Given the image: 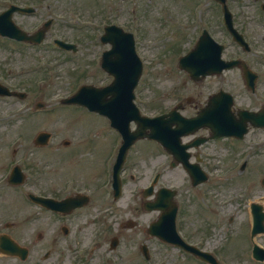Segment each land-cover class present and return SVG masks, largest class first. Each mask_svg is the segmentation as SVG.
I'll return each mask as SVG.
<instances>
[{
    "label": "rangeland",
    "instance_id": "obj_1",
    "mask_svg": "<svg viewBox=\"0 0 264 264\" xmlns=\"http://www.w3.org/2000/svg\"><path fill=\"white\" fill-rule=\"evenodd\" d=\"M24 1V0H21ZM78 1V0H75ZM93 3H87L84 0V5L93 6L92 9L89 7H81L78 14L80 20L88 19L87 15L94 12V17L91 21L86 24V34L88 38L81 40V47L85 49V46L101 48L99 36L102 34V27L105 22V18H108L109 22L119 23L126 28L135 31L138 36V50L144 61V69L142 79L137 88V101L141 105L144 111L156 113L162 110H166L178 97L186 96L190 93L198 95L195 90L200 87L202 92L200 98L204 100L208 93L217 90L222 85L223 88L235 93H243L242 90V77L238 70L226 71L222 76H214L212 80L202 82V84L194 83L191 84L187 74L177 67L179 55L184 53L187 48L193 46L195 39L203 28H211L216 39L226 44V50L224 52L225 57L244 56L248 57L251 65L255 70H259V92L264 91V10L260 7V4L264 0H228L231 8H233L236 14V21L240 27H245L247 33V40L251 43L252 49L249 52L243 49L236 50L233 46L232 38L228 35L225 30L222 13L219 14V5L214 0H92ZM87 3V4H85ZM100 8V9H99ZM65 9V5L61 6V10ZM107 15V17H106ZM148 15V17H147ZM76 18V17H75ZM63 23V22H62ZM68 27L62 26L63 35L74 39L75 35L69 31ZM91 38L93 41H91ZM80 38H78L79 40ZM181 44V45H180ZM184 48V49H183ZM12 51L5 50L0 46V61L9 58ZM46 56L47 52H43ZM34 57L28 55L25 59L21 57L20 60H16V64L30 65L33 63ZM68 64H63L61 78L53 80L52 84L46 85V94L42 96L43 100L47 102L50 109H46L41 114H44L43 120L41 115L38 116L43 123L44 128L54 130V126L64 127L61 121H56L60 118L57 116L60 114H66L67 117H74L81 115L85 120L89 121L93 118L90 117L91 113H78L67 110L65 106L60 105L57 107L58 96H63L69 93L76 82L75 77L69 76L67 73ZM78 71V70H77ZM90 73H96L92 69ZM37 72L31 71L29 76L25 77V80L21 81V85L18 86L20 89H26L32 91L30 100L33 102L36 100L37 95L34 89L37 88L35 79L38 75ZM14 78V77H13ZM16 80V78H15ZM209 82L211 85L209 86ZM242 103L246 100L243 96ZM259 100V97H254ZM262 100L256 102H250L252 106H259ZM20 101L16 99L0 101V111H15V108ZM193 105V104H192ZM193 106H190L193 110ZM31 111V107H30ZM94 114V113H92ZM48 116L49 118H46ZM64 120V119H63ZM19 125H21L19 121ZM4 128V131L8 133L7 138L11 139L18 133H23L24 130H18L9 128L5 125H0V130ZM25 129L26 127H20ZM101 129L106 132L108 137V143L112 144L116 140L114 134L105 126H101ZM18 130V131H15ZM34 131L32 126L27 130V136H32ZM10 135V137H9ZM7 138L0 141V173L2 172L1 166H7L11 158L12 152L8 151L7 148L1 143L7 142ZM26 141L32 143L31 139ZM69 139V148H77L75 143L80 144L83 139L77 130L67 129L66 127L59 132L56 130L52 143L50 146L44 147L43 155H49L52 157L54 162V168L58 170L60 174L66 171L70 166L67 161L59 162L56 146L63 148L61 142L63 139ZM115 138V139H114ZM97 141L93 136L87 140L86 143H81V152H94L93 148ZM214 148L219 150L215 151V154L223 153L227 151V147L232 146L236 153L243 152L245 157L249 158V166L245 172L249 178H231L226 180L224 183L219 181V190L221 191L220 198L226 195H232L226 199H222L220 204L215 203L212 208V212L218 217L211 216L209 212L205 213V218L213 220L212 226L209 229L207 222H204L201 226L198 225L192 218L194 215L191 211H187L186 214V229L190 231L192 238H196L200 234H205L207 237L206 246L208 249H214L223 260V264H264V261H257L248 257L245 250L249 244V230L245 229L246 224L245 218L248 216L249 202L252 200L260 199L264 196V186L260 182V178L264 176V130L253 129L250 131L249 136L243 142H231L225 144L224 141L212 142ZM232 143L234 145H232ZM147 142H142L140 145H147ZM246 144L250 145V148L246 150ZM153 147H157L155 143L151 144ZM142 147V146H141ZM140 147L136 146L133 150L132 159L137 160L139 158ZM63 151V149L61 150ZM249 152L250 156L247 155ZM23 154L20 150L17 152V156ZM233 150L228 152V155L232 156ZM235 156V155H234ZM91 158V155L89 154ZM15 158V157H13ZM92 159V158H91ZM158 158L157 160H159ZM230 164L225 167V170ZM51 163L47 168H52ZM130 170H133V164L130 165ZM129 170V172H130ZM225 172V171H223ZM169 173H173L170 176ZM166 174L167 182L177 186L183 181V173L179 170L169 172ZM240 173V172H238ZM234 174V173H233ZM230 174V175H233ZM45 177L46 183L48 179L53 181V172H48ZM252 183V184H251ZM135 183L131 182L130 190L134 188ZM212 185V182L210 183ZM250 185L251 189L245 191V186ZM182 192V191H181ZM29 205L26 203L25 197L21 194L20 190H17L11 186L6 185L4 179L0 180V230H4V223L9 220L15 219L17 222L16 227L13 231L19 236L20 239H24L32 248V259L37 258L39 252H43L47 246L48 235L55 225L51 219L52 216L45 212L40 218V226L43 232V240H37L32 236L29 239H25L30 232V229L34 226H25L23 222L24 213ZM234 215L233 224H230V216ZM217 221V223H215ZM242 223V224H241ZM200 226V227H199ZM198 229V231L196 230ZM193 232V233H192ZM257 240L264 246V233L256 236ZM206 238L204 239V243ZM230 241L227 246L226 243ZM226 248L231 249L227 250ZM137 251L132 249V252L128 255L125 254L120 259V264H143L141 259L136 256ZM241 252V253H240ZM245 253V255H241ZM87 255V252H85ZM171 260L168 264H186L187 262L182 261L181 254L176 250H171ZM28 261L24 264H33V260ZM0 264H20L12 257L0 255ZM91 264H100L99 260L93 259ZM187 264H199L195 261L190 260Z\"/></svg>",
    "mask_w": 264,
    "mask_h": 264
},
{
    "label": "flooded vegetation",
    "instance_id": "obj_2",
    "mask_svg": "<svg viewBox=\"0 0 264 264\" xmlns=\"http://www.w3.org/2000/svg\"><path fill=\"white\" fill-rule=\"evenodd\" d=\"M107 173L106 167L96 180L88 177L73 178L79 190H88L89 202L71 213L62 211L56 213L59 222L54 223L56 227L53 228V237L57 240L58 236L63 235L67 239L56 241L60 253L52 257L56 259L57 264L65 263L67 260L71 264H91L96 258L100 264H120L123 255L144 243L148 245L147 251L142 253L140 250L139 259L145 263L157 264L158 252L154 250L157 243L149 244L156 238L150 236L145 228L138 227L139 224L127 221L131 218L129 215L133 214L130 207L109 205V190L105 188L104 182ZM36 183L38 187L44 188L43 181ZM62 188L63 184L59 182L57 189L62 190ZM82 246L91 248L90 254L78 255L79 247ZM101 251H105V255L100 254ZM94 252L96 255H92Z\"/></svg>",
    "mask_w": 264,
    "mask_h": 264
},
{
    "label": "water",
    "instance_id": "obj_3",
    "mask_svg": "<svg viewBox=\"0 0 264 264\" xmlns=\"http://www.w3.org/2000/svg\"><path fill=\"white\" fill-rule=\"evenodd\" d=\"M210 45L208 43L203 44V46L201 45L198 49V53H196L193 57H184L181 60V65L184 66L186 69L189 70V72L193 75V77L197 76V74L199 72H203L205 73V69L207 68V70H212V69H208L207 63L209 62V58H208V49H209ZM196 58V61H193V59ZM197 65L194 66L193 65ZM195 75V76H194Z\"/></svg>",
    "mask_w": 264,
    "mask_h": 264
}]
</instances>
